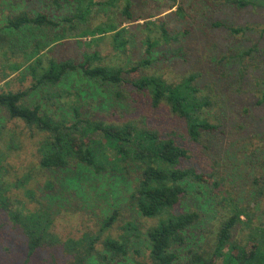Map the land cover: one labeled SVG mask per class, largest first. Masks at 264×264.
<instances>
[{
    "label": "trees",
    "instance_id": "obj_1",
    "mask_svg": "<svg viewBox=\"0 0 264 264\" xmlns=\"http://www.w3.org/2000/svg\"><path fill=\"white\" fill-rule=\"evenodd\" d=\"M14 1L17 0H9L10 3ZM54 1L58 9L63 7L60 0ZM63 1L69 6V12L59 22L46 13L32 16L22 12L6 19L0 44H8L11 40L18 44L25 40V33L32 34L35 29L39 33L41 28L55 31L62 23L67 26L55 32L48 42L43 43L39 41L41 37H35L36 40L30 45L31 40H26L28 45L25 48L28 49L23 52L31 51L28 60H34L28 66L33 79L32 87L27 91L0 93V110L5 111L10 120L22 121L29 129L43 134L38 143L39 170L57 174L77 167L85 168L94 175V183L100 181L108 188L113 200L117 198L120 188L130 189L133 186L129 191L130 206L141 217L154 223L142 233L133 222H127L118 237L109 235L103 238L104 233L113 228L119 219L120 210L116 209L104 218L98 234L87 233L81 240L62 241L53 232L55 219L49 205L44 206L41 201H36L35 192L26 188L32 176L26 174L15 182L7 181L5 177L9 169L4 164L7 157L0 151V237L5 235L2 230H9V225L17 229L25 239L23 251L28 261L41 251L61 246L72 258L71 264H88L94 258L100 264H121L129 253L133 239H140L149 251V264H264V226L255 223L251 207L256 210L264 200V179L252 180L247 201H241L230 188L225 192L220 189L225 186L223 177L215 180L214 172L206 173L188 165L192 159V147H205V141L208 143L209 138L221 141L220 135H224L226 125H230L214 114L218 105L216 94H204L198 84L199 74L195 72L182 76L181 81L175 83L158 74L144 73L152 65L147 58L152 50L162 42L176 41L169 34L168 17L164 14L177 7V0H173L169 8L157 4V0H144L152 4L151 9H157L148 17L135 16L134 7L138 6L139 0ZM225 2L238 9L253 5L251 0ZM182 8L179 7V11ZM96 10L109 14V17L107 21L92 27ZM153 17H159L160 23L146 21ZM140 20H144L142 30L148 32L143 40L146 57L137 62L131 60L129 67H125L127 69L108 64L99 50L85 51L82 60L74 57L59 60L41 55L43 50L53 51L55 46H65L73 38H80V43L84 38H91L87 46L104 43L110 38H107L109 34L114 50L126 53V46L131 41L126 38L128 30L123 25ZM217 25L220 26L219 23ZM151 26L158 31L155 38L151 35L154 32ZM76 30L82 32L73 33ZM230 30L240 33L239 29ZM9 47L16 53V49ZM24 66L15 64L11 69L14 73ZM73 75L94 86H126L130 91V100L126 96L128 93L117 90L113 93L117 101L128 98L127 104L133 103L138 108L144 100L151 104L153 110L166 108L184 122V139H188L191 149L179 143L174 136L163 137L158 128L145 126L136 119L112 123L86 117L81 105L72 99L68 100L67 110L59 114L42 110L40 105L31 107L25 102L32 90L40 86L56 87ZM261 79L264 80V77ZM223 89L224 95H235L234 98L242 102L238 93H233L226 86ZM224 98L221 99L222 105L219 104L221 113L225 110ZM243 109L247 111L245 107ZM234 122L237 124V120ZM55 185L54 180L47 181L44 188L54 191ZM202 188L205 191H201ZM14 189H23L24 194L40 206L31 209L13 193ZM214 190L217 192L212 202L216 199L220 216L210 233L207 232L206 243L203 241L206 238L204 224L209 221L206 214L198 210H177L194 198L208 197ZM98 243L102 244L103 254L96 253Z\"/></svg>",
    "mask_w": 264,
    "mask_h": 264
},
{
    "label": "rangeland",
    "instance_id": "obj_2",
    "mask_svg": "<svg viewBox=\"0 0 264 264\" xmlns=\"http://www.w3.org/2000/svg\"><path fill=\"white\" fill-rule=\"evenodd\" d=\"M172 1L157 0V4L167 5L166 7L169 8ZM251 1L253 5L238 9L225 4V0H177V7L164 14L168 17L169 34L176 41L162 42L156 46L152 54L147 57L152 61V65L144 70V73L158 74L172 83L179 82L182 76L195 72L199 74L198 84L203 88L204 94L214 96L215 93L218 105L222 103L221 99L226 97L223 113H221L220 105L214 109V114L220 120L230 124L226 125L225 134L220 135L221 141L209 138L208 143L205 141V147L200 145L192 147V159L188 165L196 166L206 173L214 172L215 180L223 177L225 186L220 189L225 192L227 188H230V191L234 192L241 201H247L252 180L264 179V80L261 79L264 77V0ZM139 2L138 6L134 7L135 16L148 17L157 11V9H151L150 2L144 0ZM60 3L63 7L58 9L54 0H17L12 3L9 0H0V30L2 31L0 34L5 30L8 17L22 12L32 16L46 13L59 22L69 12V6L63 0H60ZM182 6V10L179 11V7ZM98 11L96 10L93 15L92 27L108 20L109 14ZM158 18L153 17L146 21L159 24ZM143 23L144 20H140L137 23L123 25L128 30L126 38L131 41L126 46V53L114 50L109 34L107 38H110L104 43H94L91 46H87L91 38H84L82 43L80 38H70L71 40L65 46L59 44L53 48V51L43 50L41 55L59 60L69 57L82 60L85 51L99 50L108 64L129 67L131 60L137 62L146 57V45L143 40L148 32L142 30ZM66 26L62 23L55 31L41 28L39 33L37 29L34 31L28 29L34 33L29 35L25 33L23 35L25 40L19 41L18 44H15L14 40L7 42L8 44H0V93L27 91L32 87L33 79L28 66L34 60H28L31 51L23 52L28 49L25 48L28 45L26 40H31L30 45L36 40L35 37H41L39 41L42 40L43 43L48 42L55 32ZM151 28L154 32L150 34L154 38L157 37L158 31L152 26ZM230 29H239L240 33H233ZM80 32L82 31L76 30L73 33ZM10 39L13 37L10 36ZM9 45L12 49H16V53L11 51ZM247 52L250 53L245 54ZM15 64L25 66L13 73L11 67ZM224 86L233 93H238L239 97H242V102L236 100L235 95H224L226 88L221 90ZM117 90L128 93L129 95L126 96L130 100V91L126 86L121 88L100 84L94 86L90 82L83 81L79 76L73 75L56 87L40 86L32 90L25 102L31 107L40 105L42 110L59 114L67 110V103H70L72 99L81 105L86 117L112 123L136 119L145 126L158 128L163 137L174 136L179 143L186 144L191 149L188 139H184L185 126L182 120L166 108L153 110L151 104L145 103L144 100L138 108L133 103L127 104L128 98L117 101L113 95ZM236 120L237 124L234 122ZM244 126L247 128L242 129ZM42 137L43 134L29 129L22 121L10 120L8 114L0 110V151L5 153L7 159L4 164L9 169L5 179L15 182L26 174L32 176L26 188L35 192L36 201H41L44 206L49 205L55 219L53 232L62 241L81 240L87 233L98 234L104 218L116 209L120 210L119 219L113 228L104 233L103 238L109 235L118 237L124 231L127 222H133L142 233H145L143 231L154 223L151 219L141 217L135 208L130 206L129 191L133 186L130 189L120 188L117 198L113 200L108 188L100 181L94 183V175L85 168L77 167L69 171L57 172V174L39 170L38 143ZM51 180H54L57 185L54 191L44 188L45 183ZM201 191H205V188ZM24 192L23 189L13 190V193L25 201L31 209L40 206L29 199ZM216 192L214 190L208 197L194 198L187 205L178 207L177 210V212L180 208L198 210L206 214L209 219L204 224L206 238L203 241L206 243L208 242L207 232L210 233L220 216L216 199L212 202ZM251 207L255 215V223L264 226V200H261L256 210L253 206ZM2 231L5 235L0 237V264L72 263V258L63 251L61 246L41 251L28 261L23 251L25 239L21 236L22 234H19L11 225L9 230ZM96 253H104L101 243L96 245ZM90 262L88 264H100L95 258ZM121 264H149V251L144 242L133 239L129 253Z\"/></svg>",
    "mask_w": 264,
    "mask_h": 264
}]
</instances>
